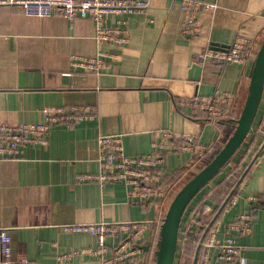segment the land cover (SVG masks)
Wrapping results in <instances>:
<instances>
[{"label":"crops","instance_id":"0c3cea01","mask_svg":"<svg viewBox=\"0 0 264 264\" xmlns=\"http://www.w3.org/2000/svg\"><path fill=\"white\" fill-rule=\"evenodd\" d=\"M204 1L216 3L217 8L200 10V29L191 35L184 32L181 0H150L146 10L128 16L125 45L98 41L90 17L69 19L59 12L40 17L26 14L19 5L0 4V122H42L45 106L89 104L96 109L92 119L53 126L46 146H27L21 158L0 164V226L11 233L15 256H26L37 264H101L99 256L91 253L98 245L97 237L85 231L68 232L63 226L137 220L146 225L145 240L140 255L128 264H155L169 193L143 206L129 199L125 182L101 184L78 175L100 171V134H122L130 156L150 152L160 130L190 134L209 147L202 157L187 151L170 153L168 173L173 176L184 168L192 172L202 162L206 166L228 141L264 41V0ZM119 18L107 15L105 23L115 25ZM238 36L252 40L243 61L196 60L214 42L228 48ZM99 51L112 54L100 72L71 63L73 53L90 56ZM193 63L201 66L198 78L191 70ZM218 90L235 93L231 113L221 120L180 104ZM263 141L264 91L246 140L204 190L209 192L228 178L235 165L246 168ZM251 194L264 195V148L223 210L218 233L223 238L228 223L249 210L252 229L238 236L241 264H264V206L251 203ZM198 198L183 214L174 263L182 261L186 227ZM121 237L110 235L106 243L112 247ZM74 250L85 252L69 261L59 259L60 254Z\"/></svg>","mask_w":264,"mask_h":264},{"label":"built area","instance_id":"2783aa9c","mask_svg":"<svg viewBox=\"0 0 264 264\" xmlns=\"http://www.w3.org/2000/svg\"><path fill=\"white\" fill-rule=\"evenodd\" d=\"M0 4L19 5L26 14L34 16H50L55 12L69 19L81 15L90 17L95 22V38L98 41L125 45L129 42L128 16L141 13L148 8L150 0H0ZM184 11V32H198V13L201 9L215 10L217 4L204 0H181ZM117 14L120 18L115 25H107V15ZM252 43L247 37L238 36L228 48H205L196 55L200 62H241ZM106 57L112 54L99 51L94 55L71 54V63L93 71L100 72ZM235 93L218 90L209 96H195L180 101L185 107L204 111L210 119L221 120L227 117L234 107ZM95 107L89 104H70L45 106L42 111L44 121L21 122L17 125L0 122V164L5 160L21 158L27 146H46L49 133L57 124L71 125L84 119L95 117ZM150 152L130 156L124 150L122 134H100L98 136V161L100 171L95 174H79L78 179L96 180L101 184L111 181L125 182L129 187V199L143 206L165 198L170 185L167 178V158L172 152H191L202 157L209 149L205 144L195 140L190 134L171 130H160V137L152 141ZM231 198L228 204L232 201ZM248 200L253 204L264 206V195L251 194ZM227 204V205H228ZM215 212V206L206 204L198 213L193 214L188 224L198 233L206 227L207 220ZM251 212L239 213L228 223L223 238L218 236L221 231L220 220H215L204 237L198 262L200 264H241L242 254L238 244V236L251 231ZM142 221H114L97 223H69L63 226L68 232L85 231L95 235L98 245L91 250L100 258L101 264H128L140 255L144 242ZM110 235H120L118 244L109 247L106 239ZM85 250H74L59 255L60 260L69 261ZM197 262V263H198ZM0 264H37L26 256H15L11 233L0 226ZM174 264H182L177 261Z\"/></svg>","mask_w":264,"mask_h":264},{"label":"water","instance_id":"95a60500","mask_svg":"<svg viewBox=\"0 0 264 264\" xmlns=\"http://www.w3.org/2000/svg\"><path fill=\"white\" fill-rule=\"evenodd\" d=\"M218 45L220 44L214 42L213 48H219ZM228 46L229 45H227L226 47ZM191 70L192 72H194V78H198L201 72V66L197 63H193ZM250 77L251 81L249 85L248 95L240 116L235 120L236 124L232 135L229 137L228 141L220 149V151L214 156V158L197 174H195L188 182H186L173 197L161 225L160 239L158 242V247L155 251V264H174L178 246L179 229L185 209L192 201V199L197 195L199 190L206 183H208L219 172L223 164L227 162L234 153H236V151L244 143L250 130L252 129L264 91V41L253 62L250 71ZM263 148L264 141L255 152L247 167L237 178L235 184L230 189L225 200L217 208L213 217L209 220L208 224L204 228L198 246L196 247L192 264H197L201 243L204 237L209 231L211 225L227 206L228 202L238 189L243 178L245 177L253 163L256 161ZM144 247L146 248V246Z\"/></svg>","mask_w":264,"mask_h":264},{"label":"trees","instance_id":"16d2710c","mask_svg":"<svg viewBox=\"0 0 264 264\" xmlns=\"http://www.w3.org/2000/svg\"><path fill=\"white\" fill-rule=\"evenodd\" d=\"M231 161H232V157L230 159H228V161L223 164V166L220 168L219 172L221 171V169L224 166H226ZM244 169L245 168H241V166L235 165L232 174L228 178H226V179L220 181L218 184L214 185L212 190H210L209 192H206L204 190V188L210 181L208 183H206L199 190V192L196 195L199 198H198L197 204L195 205L193 214L198 213L209 202L215 203L214 206H215V212H216L217 208L225 200V198H226L227 194L229 193L230 189L233 187V185L235 184L237 178L241 175V173L243 172ZM184 171H186L185 168L182 169L181 171H178L176 174H174V176L170 175L167 178V182L169 183V185L172 184L176 179H178L180 177V175ZM192 210H193V208H192ZM214 213L211 215V217H209V219L207 220V223L213 217ZM222 213H223V211L221 212V214L219 215V217L216 220H218L221 217ZM186 228H187V231L185 232L184 249H183L182 254H181L182 261L181 260L180 261H181L182 264H192V260H193L194 254H195V250H196V247L198 246V243H199L201 234L203 232V229H201L197 233L193 229V227H191L189 224L187 225Z\"/></svg>","mask_w":264,"mask_h":264},{"label":"rangeland","instance_id":"374dc122","mask_svg":"<svg viewBox=\"0 0 264 264\" xmlns=\"http://www.w3.org/2000/svg\"><path fill=\"white\" fill-rule=\"evenodd\" d=\"M235 155H236V153H234L232 157L234 158ZM204 164H205L204 162L200 163L198 166H196V169L195 170H192V172H190L189 170H187L186 171L187 173L185 172L181 176V178L178 180V183L173 188L170 189V192H169L170 197H169V201H168L169 202V205H170L173 197L175 196V194L178 192V190L186 182H188L194 176V174H197L199 172V170H201L202 167L205 166Z\"/></svg>","mask_w":264,"mask_h":264}]
</instances>
